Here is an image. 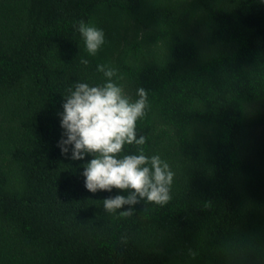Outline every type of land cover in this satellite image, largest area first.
<instances>
[{
	"label": "trees",
	"instance_id": "16d2710c",
	"mask_svg": "<svg viewBox=\"0 0 264 264\" xmlns=\"http://www.w3.org/2000/svg\"><path fill=\"white\" fill-rule=\"evenodd\" d=\"M80 20L105 33L95 56ZM98 64L147 90L142 147L175 173L129 218L103 209L128 191L89 192L92 157L57 146ZM0 264H264V0H0Z\"/></svg>",
	"mask_w": 264,
	"mask_h": 264
},
{
	"label": "clouds",
	"instance_id": "9594fccd",
	"mask_svg": "<svg viewBox=\"0 0 264 264\" xmlns=\"http://www.w3.org/2000/svg\"><path fill=\"white\" fill-rule=\"evenodd\" d=\"M78 32L84 40L87 53L95 56L105 43V33L83 20L78 21ZM88 66L87 59H80ZM106 82L91 86L76 82L67 89L62 105L61 128L58 142L61 154L76 161L87 156L92 159L83 165L84 186L91 192H111L113 189L128 191V195H116L103 200L105 212L122 218L135 215L134 207L142 200L163 206L172 199L175 173L167 161L159 155L148 156L143 145L146 137L137 132V122L149 109L148 92L143 87L133 99L124 87L116 82V69L104 64L97 65ZM119 79H123L122 76ZM137 146L138 154H122L127 145ZM128 206L126 210L122 208ZM211 207V202L205 204ZM126 242V241H123Z\"/></svg>",
	"mask_w": 264,
	"mask_h": 264
}]
</instances>
